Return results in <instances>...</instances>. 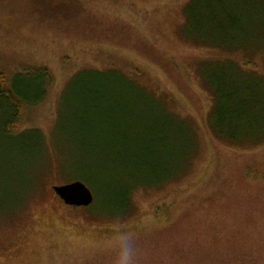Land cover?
<instances>
[{"label":"rangeland","instance_id":"rangeland-1","mask_svg":"<svg viewBox=\"0 0 264 264\" xmlns=\"http://www.w3.org/2000/svg\"><path fill=\"white\" fill-rule=\"evenodd\" d=\"M0 1V12L10 14L20 28L0 27V70L12 77L27 65H42L53 77L46 97L23 114L20 127L40 129L45 150L40 142L41 152L26 145L31 138L26 135L17 144L23 142L29 161L0 172V264H94L102 254L109 257L108 264H120L135 242L157 235L203 236L219 220L229 226L239 207L248 209L254 200L250 222L264 217V140L218 142L207 125V120H217L211 116L215 99L208 87L214 85L210 74L217 65L210 62L244 58L242 51L202 44L206 38L221 42L233 35L209 33L204 23L210 19L199 14L202 1L216 0ZM239 1H250L251 9L242 15L235 7L232 21L244 16L253 47L264 44V28L258 27L264 0H226ZM214 15L223 20L217 11ZM253 60L263 73V55ZM83 69L112 72L101 84L82 77L78 72ZM114 71L120 76L112 75ZM120 72L130 78L128 84ZM18 79L28 95L47 83L29 73ZM113 87L116 94L104 95ZM131 89L135 96L128 95ZM136 98L146 106H130ZM124 121L138 145L142 139L154 143L143 154L148 167L141 160L135 171L117 162L101 182L98 176L90 179L92 205L66 204L54 186L76 178L72 163L83 137L90 139L95 156H125L132 146L121 142L127 134ZM95 139L104 140L102 146ZM113 139L116 148L109 144ZM8 141L0 135V144ZM139 152L133 151V157ZM185 162L180 175L136 188L126 197L135 184H159ZM169 204L177 206L171 218L156 216L157 208ZM261 228L249 241L264 250V224Z\"/></svg>","mask_w":264,"mask_h":264},{"label":"trees","instance_id":"trees-1","mask_svg":"<svg viewBox=\"0 0 264 264\" xmlns=\"http://www.w3.org/2000/svg\"><path fill=\"white\" fill-rule=\"evenodd\" d=\"M0 3L2 2L0 1ZM235 7L238 8L243 15L245 8L251 9V2L247 1V3H244L243 1H239L238 3L234 2L228 4L226 0L225 2L223 0H216L215 3L207 1L204 4V1H202L199 6V14L207 18V20L210 19L204 23L205 26L207 25L209 33L214 31L222 32V30H224L223 32L230 31L233 33L226 41L218 42L217 40L206 38V41H203L204 43L202 44L224 49L227 48V50L234 52L242 51L244 54L243 61L241 62L231 58L224 60L218 59L210 62L211 64L217 65L216 70L210 74L212 75V82L214 85L210 84L208 86L215 99V104H213L211 109L213 115L211 116L215 115L217 120L211 123L210 120H207V125L210 129V133L218 142H221V139H227V141H251L255 143L264 140V72H259L257 63L253 60V57L258 55H263L264 57V44L253 47L252 40H249L251 39L248 36L249 33L246 32L247 30H244V23L242 21L244 16L236 15V19L232 21L233 16H235L233 13ZM195 9L198 10V6ZM216 11L222 16L223 20H218L215 17L214 13ZM11 19L14 18H12L10 14L0 12V27L5 28V26L9 24L11 28H16L17 26L16 29H20L18 27V22L12 23ZM258 21L260 22V20L257 19V22ZM261 21L262 26L258 24V27L264 28V18ZM6 33L9 32L6 31L5 34ZM236 33L239 35H236ZM190 38L195 40L192 36ZM250 65L253 66L251 70L245 68ZM228 66H232L230 70ZM111 72L112 71L109 73ZM27 73L33 74L40 80L47 81L46 86L38 87L35 95H28V93L23 92L19 87L18 78ZM78 73H82V77L97 78L96 80H100L101 84L105 82L107 76L111 75L97 69H83ZM13 74H16V76L13 77ZM13 74L11 77L6 72L0 70V135L9 140L8 142L0 144V172L9 170L11 166H16L15 164L19 166V162L30 157L28 150L22 149L23 142L19 145L17 144V142L24 139L26 135L31 137L26 140V145L34 146V148L40 150L39 146L37 147L36 145V143L40 142L42 143L43 150H45V135L40 129L35 127L20 129V127L22 126L21 119L23 114H25L31 106L37 105L46 97L48 93L47 87L53 80L52 74L46 66L31 64ZM112 75L120 76L118 71H114ZM121 75L126 76V80H124L127 83V80L130 78L125 75L124 72H122ZM72 88L73 90L75 89L74 85ZM117 90L116 87H113L111 91H105L104 95H107L109 92L110 95L116 94L118 92ZM129 91L128 95L130 97L136 93L135 89ZM127 103L130 104L129 102ZM131 104L130 106H136V104L137 107H141L143 104L146 106V103L140 99H137L136 102L132 100ZM85 109H88V107ZM133 114L134 113H132V117L136 119V115ZM128 118L124 120L127 121ZM125 121L123 122L124 133L127 134L122 137L121 142L125 145L132 146L129 150H125V156H115V159L105 155L95 156L92 154V143L90 139L87 140L83 137L84 142L79 143V156L72 163L76 175V178L73 180L80 179L88 184L91 183L90 179L92 177L98 176L101 182V179L104 180L105 175L114 170L117 162H125L127 166H132L135 171H137L135 166H140L141 160L142 162H146L145 166L148 167V159L143 154H145L154 143L152 141L143 142L142 139L139 140L140 145H138V140L136 141L130 136L131 128L129 125H125ZM134 131L136 134L137 129ZM96 134L98 135L97 132ZM33 135L35 136L34 141L32 138ZM227 136H229V138ZM102 143H104V140L101 139L95 142L96 145L101 146ZM109 144L111 147L116 148L117 140L113 139ZM169 144L170 142L167 143V145ZM104 147L105 149L108 148L106 145H104ZM134 148L138 149L140 151L139 153H141L137 158H134L132 154V152L136 150ZM11 156L16 163L12 162ZM6 158L8 159L6 160ZM187 161H190V159L188 160L187 158ZM108 165L109 167L105 168V166ZM187 166L188 163L185 162L182 165L183 169L181 168L178 173L173 174V176L168 179L160 180L159 184H135L132 189L129 188L130 190H126V197L128 193L132 194L136 188L157 186L169 181L183 173ZM104 169L106 171L102 173ZM145 169L149 170V168ZM258 177L259 174L256 175V178ZM211 182L207 184H211ZM254 201L248 204V209L247 207L240 206L235 216L230 219L232 222H229V226L227 223H223L224 220H219L216 227L210 225L207 230L203 231V236L194 235L181 239L178 237L169 236L166 238V235H157L135 242L126 250L127 260L124 261V259H122V263L120 264H264V250H260L259 246H254L253 243L249 241L253 238V233H260L262 230L261 227L264 224V217L262 216H258L254 221L251 219L252 221L250 222V216L253 213V206L255 205ZM126 202L128 203V201ZM166 206L167 207L157 208L156 216L171 218L173 213L177 210V206H175V204ZM127 212L128 211L118 214L115 213L113 216L124 215ZM108 258L107 255L102 254L100 257H97V261L95 262L97 264H108Z\"/></svg>","mask_w":264,"mask_h":264},{"label":"water","instance_id":"water-1","mask_svg":"<svg viewBox=\"0 0 264 264\" xmlns=\"http://www.w3.org/2000/svg\"><path fill=\"white\" fill-rule=\"evenodd\" d=\"M54 190L66 204L72 206L87 207L92 205L95 199L91 187L80 179L62 185H55Z\"/></svg>","mask_w":264,"mask_h":264},{"label":"clouds","instance_id":"clouds-1","mask_svg":"<svg viewBox=\"0 0 264 264\" xmlns=\"http://www.w3.org/2000/svg\"><path fill=\"white\" fill-rule=\"evenodd\" d=\"M123 259H124V261H126L127 260V256H125Z\"/></svg>","mask_w":264,"mask_h":264},{"label":"flooded vegetation","instance_id":"flooded-vegetation-1","mask_svg":"<svg viewBox=\"0 0 264 264\" xmlns=\"http://www.w3.org/2000/svg\"><path fill=\"white\" fill-rule=\"evenodd\" d=\"M72 206V205H71Z\"/></svg>","mask_w":264,"mask_h":264}]
</instances>
